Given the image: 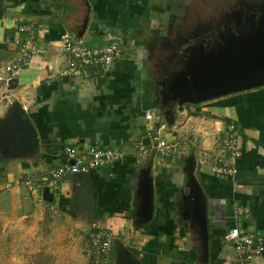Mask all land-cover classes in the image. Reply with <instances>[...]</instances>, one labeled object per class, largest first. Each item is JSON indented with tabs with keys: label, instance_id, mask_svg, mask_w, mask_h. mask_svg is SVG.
<instances>
[{
	"label": "crops",
	"instance_id": "obj_1",
	"mask_svg": "<svg viewBox=\"0 0 264 264\" xmlns=\"http://www.w3.org/2000/svg\"><path fill=\"white\" fill-rule=\"evenodd\" d=\"M200 1L0 0V130L6 133L0 189L10 188L20 207L36 208L33 220L49 215L62 222V235L77 238L78 250L86 249L87 240L92 245L98 230H109L114 244L108 264H239L233 245L224 241L226 231L240 226L264 240V86L181 104L175 85L169 88L159 77L177 55L176 38L186 34L178 32L185 27L179 23L184 16L193 20ZM30 24L46 53L6 84L15 41L26 38L18 28ZM64 32L88 47L105 46L114 36L124 54L106 74L62 76ZM178 59L190 62L182 52ZM23 120L35 132L29 142ZM229 125L236 128L242 155L234 178H223L212 172L211 158ZM147 131L180 141L181 152L134 157ZM66 146L122 148L128 155L54 182L50 172L65 162ZM35 176L34 187L25 185ZM237 206L248 208L249 216L236 218ZM76 248L66 245L60 264H94L93 245L82 262L67 256ZM252 264H264V254Z\"/></svg>",
	"mask_w": 264,
	"mask_h": 264
},
{
	"label": "rangeland",
	"instance_id": "obj_2",
	"mask_svg": "<svg viewBox=\"0 0 264 264\" xmlns=\"http://www.w3.org/2000/svg\"><path fill=\"white\" fill-rule=\"evenodd\" d=\"M198 5L200 8L193 20L184 16L179 23L180 27H185L178 32L186 34L176 38L172 52L177 55L174 60L167 61V73L159 76L167 79L169 88L177 84V79L186 78V72L194 74L199 66L212 68L213 56L228 55L230 50L225 43L229 38L245 44L259 56L264 55V27H258L264 24V0H201ZM193 32L196 36L192 35ZM181 52L187 54L190 62L178 59ZM204 72L206 70L202 74ZM5 135L1 129L0 140ZM3 186L0 189V264H60L66 245L72 243L76 248L74 240L77 238H64L63 223L52 217L49 219V215L47 220H33L30 215L36 213V208L30 203L20 207L17 199L10 196V188ZM50 213L53 215V211ZM86 244L84 251L76 248L77 252H73L72 249L67 256L82 262L89 257L92 248L90 241L87 240Z\"/></svg>",
	"mask_w": 264,
	"mask_h": 264
},
{
	"label": "built area",
	"instance_id": "obj_3",
	"mask_svg": "<svg viewBox=\"0 0 264 264\" xmlns=\"http://www.w3.org/2000/svg\"><path fill=\"white\" fill-rule=\"evenodd\" d=\"M19 32L26 35L22 41H15L14 56L5 66V76L2 81L9 83L10 77L26 68L34 56L45 54L46 51L38 45L36 27L34 24L21 25ZM60 48L64 55L62 76L70 78H86L91 74L108 73L117 60L124 54L120 39L109 36L105 46L88 47L86 43L69 32H64L60 37ZM150 112L146 120H152ZM147 141V142H146ZM180 141H167L159 133L147 131L146 139L140 140L134 147L135 156H147L155 152L161 157H172L182 150ZM128 153L122 148H102L91 146L85 150L78 147L66 146L63 150L65 162L50 172L52 181H60L69 175L87 173L91 170L104 168L126 159ZM242 155L239 148V137L234 125H229L227 138L220 142L211 158L212 172L223 178H234L237 173L235 163ZM39 178H29L25 185L34 187ZM236 218L248 217L250 210L237 206ZM94 247V264H108L113 256L114 236L106 229H101L91 235ZM224 241L233 245L239 264H252L253 260L264 254V240L259 233L243 230L234 226L224 233Z\"/></svg>",
	"mask_w": 264,
	"mask_h": 264
},
{
	"label": "water",
	"instance_id": "obj_4",
	"mask_svg": "<svg viewBox=\"0 0 264 264\" xmlns=\"http://www.w3.org/2000/svg\"><path fill=\"white\" fill-rule=\"evenodd\" d=\"M258 27L262 28L264 24L262 26L259 24ZM225 45L228 46L226 48L230 52L228 55L213 56L210 62L213 65L212 68L199 66L198 69H195L197 72L194 74H191V71L186 72V78L176 80L174 91L181 104H199L231 93L264 86V55L259 56L255 50L247 48L245 44L241 45L234 38H229ZM194 66L196 67V65ZM203 70L206 72L202 74ZM15 117L18 127V113ZM22 122L24 138L28 142L35 139V132L30 122L28 120ZM45 191L49 192V189L47 188Z\"/></svg>",
	"mask_w": 264,
	"mask_h": 264
}]
</instances>
